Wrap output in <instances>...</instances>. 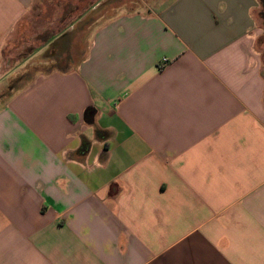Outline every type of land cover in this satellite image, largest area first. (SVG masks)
I'll return each mask as SVG.
<instances>
[{
  "label": "crops",
  "instance_id": "0c3cea01",
  "mask_svg": "<svg viewBox=\"0 0 264 264\" xmlns=\"http://www.w3.org/2000/svg\"><path fill=\"white\" fill-rule=\"evenodd\" d=\"M154 3L1 80L0 264H264L259 2ZM32 4L0 0V77Z\"/></svg>",
  "mask_w": 264,
  "mask_h": 264
},
{
  "label": "rangeland",
  "instance_id": "374dc122",
  "mask_svg": "<svg viewBox=\"0 0 264 264\" xmlns=\"http://www.w3.org/2000/svg\"><path fill=\"white\" fill-rule=\"evenodd\" d=\"M170 1L172 0H33L31 9L17 25L3 48L2 71L4 73L0 77V83L3 77L8 78L11 71L16 70L19 63L25 61V58L31 53L59 36L67 28L73 29V31L81 28L85 32L86 29L94 26L91 24L98 17L105 18L115 13L112 7L117 5H122L123 10L128 12L139 6H151L154 2V6L160 7ZM258 2L260 5L258 22L263 31V34L257 39L259 44L264 41V0H258ZM110 9L112 10L110 11ZM78 19L80 20L78 21ZM90 34H92V29L88 31L87 36L90 37ZM81 36L80 34L77 36V45L85 43ZM49 49L50 47L34 54L28 59L27 65L33 67L42 63L47 57ZM16 75L19 76V74ZM16 75L13 76L11 83L15 81ZM3 87L1 83L0 94L8 92Z\"/></svg>",
  "mask_w": 264,
  "mask_h": 264
},
{
  "label": "trees",
  "instance_id": "16d2710c",
  "mask_svg": "<svg viewBox=\"0 0 264 264\" xmlns=\"http://www.w3.org/2000/svg\"><path fill=\"white\" fill-rule=\"evenodd\" d=\"M82 14H84V13H82ZM81 14V15H82ZM81 15H79V16H81ZM78 16V17H79ZM77 17V18H78ZM75 20V19H74ZM73 20V21H74ZM21 21H22V19H21ZM20 21V22H21ZM76 21V20H75ZM19 22V23H20ZM264 25V24H263ZM67 27V26H66ZM63 31V30H62ZM95 136L98 138V139H102V140H106L107 138H108V134L106 133V132H104V131H102V130H96L95 131ZM88 146H89V143L87 142V141H82V144H81V147H80V153H82V154H85L86 153V151H87V149H88ZM105 147H106V145H105Z\"/></svg>",
  "mask_w": 264,
  "mask_h": 264
}]
</instances>
